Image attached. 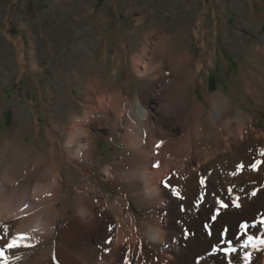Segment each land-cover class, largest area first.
Returning <instances> with one entry per match:
<instances>
[{"label":"bare ground","instance_id":"6f19581e","mask_svg":"<svg viewBox=\"0 0 264 264\" xmlns=\"http://www.w3.org/2000/svg\"><path fill=\"white\" fill-rule=\"evenodd\" d=\"M167 40L162 32L149 51L150 38H145L131 59L130 73L148 85L134 99L129 77L112 90L86 88L84 115L72 118L66 140L54 133L49 139L52 178H46V186H23L5 172L0 177V264H245L246 253H251L249 264H264L259 243L264 240V157L259 154L264 132L219 92L204 98L208 108L196 96L189 100V89L203 83L197 76L204 65L188 49L169 51ZM258 50L264 57V49ZM165 55V61L155 60ZM212 59L209 54L205 60L213 64ZM110 123L119 134L122 159L101 164L100 180L115 197L96 184L90 187V178H77L80 185L66 194L62 182L72 180L63 177V165L93 174L98 150L91 127ZM229 155L235 163L225 167ZM201 162L211 178L197 184L193 178L185 186L178 176L198 177ZM203 185L228 207L218 201L199 205ZM181 190L188 203L177 201ZM131 201L145 210L142 216L131 210ZM14 240L18 246L7 247Z\"/></svg>","mask_w":264,"mask_h":264},{"label":"rangeland","instance_id":"374dc122","mask_svg":"<svg viewBox=\"0 0 264 264\" xmlns=\"http://www.w3.org/2000/svg\"><path fill=\"white\" fill-rule=\"evenodd\" d=\"M162 32L168 34L169 51L188 49L204 65L197 76L203 83L189 89V100L196 96L208 108L204 98L219 92L264 132V57L258 50L264 49V0H0V177L6 173L20 178L23 186H46V178H52L49 139L54 133L66 140L72 118L84 115L86 88L106 85L112 90L129 77L134 99L148 85L130 73L131 59L145 38H150L151 51ZM209 54L213 64L205 60ZM55 124L60 126L53 128ZM205 128L209 130L207 122ZM91 130L98 150L94 173L63 165V177L72 181L62 186L71 195L80 185L77 178H90V187L96 184L112 199L115 192L100 180V171L122 159L121 140L113 123ZM259 154L264 157V145ZM233 163L229 155L224 166ZM200 168L198 177L188 173L178 178L185 186L193 178L196 184L205 177L208 182L212 173L204 162ZM184 190L175 197L185 204ZM199 191V205L218 201L206 185ZM131 207L139 216L145 212L133 201Z\"/></svg>","mask_w":264,"mask_h":264},{"label":"snow or ice","instance_id":"6c2138e0","mask_svg":"<svg viewBox=\"0 0 264 264\" xmlns=\"http://www.w3.org/2000/svg\"><path fill=\"white\" fill-rule=\"evenodd\" d=\"M201 183H203V181H201ZM173 192H175V189H173ZM253 195H255V192H253ZM237 199H238V198H237ZM218 203L220 204L221 207H224V208L228 207L227 204H223V203H221L220 201H218ZM233 206H235V207H240V205H239L235 200L233 201ZM212 219L215 220L216 217L213 216ZM207 227H208V225H205V228H207ZM245 227H246V225H244V224L241 225V228H242V229L245 228ZM185 236H186V238H187L188 233H186ZM17 239H23V237H18ZM253 239H254L253 237H249V238H248V241L251 242ZM259 243H260V245H264V240H261ZM15 246H18V244H17V242H16L15 240L12 241V242H9L8 245H7V247H9V248H11V247H15ZM252 246H253V247H256V245H252ZM213 251H216V249L213 248ZM227 251H234V249H231V248H230V249H228ZM0 254H2V251H0ZM244 260H245V264H249V262H250V260H251V253H246V254H245V257H244Z\"/></svg>","mask_w":264,"mask_h":264}]
</instances>
